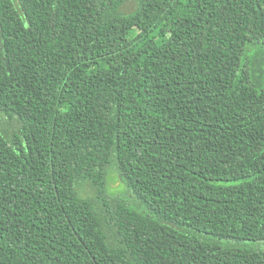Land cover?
<instances>
[{
  "label": "trees",
  "instance_id": "obj_1",
  "mask_svg": "<svg viewBox=\"0 0 264 264\" xmlns=\"http://www.w3.org/2000/svg\"><path fill=\"white\" fill-rule=\"evenodd\" d=\"M0 264H264V0H0Z\"/></svg>",
  "mask_w": 264,
  "mask_h": 264
},
{
  "label": "rangeland",
  "instance_id": "obj_2",
  "mask_svg": "<svg viewBox=\"0 0 264 264\" xmlns=\"http://www.w3.org/2000/svg\"><path fill=\"white\" fill-rule=\"evenodd\" d=\"M135 4L129 3L125 6L126 11H130L134 8ZM111 186L108 189V194L110 195H119L125 194L127 191V185L119 180L118 176H114V178L110 179ZM93 190L90 185H87L84 189V194H92Z\"/></svg>",
  "mask_w": 264,
  "mask_h": 264
}]
</instances>
